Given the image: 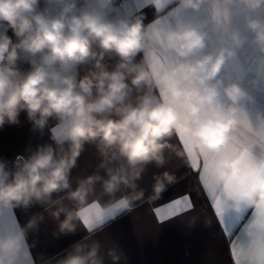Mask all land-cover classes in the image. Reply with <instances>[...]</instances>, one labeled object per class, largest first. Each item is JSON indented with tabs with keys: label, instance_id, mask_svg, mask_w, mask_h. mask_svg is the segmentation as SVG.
Wrapping results in <instances>:
<instances>
[{
	"label": "clouds",
	"instance_id": "obj_1",
	"mask_svg": "<svg viewBox=\"0 0 264 264\" xmlns=\"http://www.w3.org/2000/svg\"><path fill=\"white\" fill-rule=\"evenodd\" d=\"M124 3L0 0V129L22 112L41 135L55 122L51 143L0 160V215L43 209L0 224V264H35L28 234L45 214L56 238L89 235L41 264H120L93 237L178 183L172 158L197 173L222 226L228 211L241 217L234 264H264V0ZM89 145L95 169L73 178ZM149 166L164 169L151 192Z\"/></svg>",
	"mask_w": 264,
	"mask_h": 264
},
{
	"label": "crops",
	"instance_id": "obj_2",
	"mask_svg": "<svg viewBox=\"0 0 264 264\" xmlns=\"http://www.w3.org/2000/svg\"><path fill=\"white\" fill-rule=\"evenodd\" d=\"M142 0H125L123 11L131 13L136 7H142ZM147 16L146 23L153 19L154 9L144 7ZM21 69L28 65L22 63ZM18 125H5L0 129V160H6L9 166L17 158H27L29 150H35L37 145L51 143V127L44 134L32 130L31 123L22 112ZM174 143L177 141H173ZM98 158L93 146H86L78 160V166L72 170L73 178L91 174ZM180 161L172 158L166 167L175 171L178 183L170 186L160 200L154 202H137L129 213L117 217L107 223L102 230L96 232L94 239L103 245L102 252L116 246L125 259L120 264H234L231 246L232 236L238 231L241 217L231 211L225 213L223 226L217 220L207 195L198 183L197 173L186 167L179 166ZM149 166L144 178L140 181L142 187L151 192L152 175L163 171ZM188 198L194 210L183 211V207L175 215L160 218L157 209L167 207L176 200ZM43 209L33 206L27 211L16 209L15 217L5 210L0 215V224L15 223L22 226L28 218ZM206 221L209 223L206 224ZM56 222L47 217L39 225V230L29 232L28 242L33 244L31 255L35 264H41L42 258L63 253L71 244L88 236V231L80 225L74 235L56 238L53 232ZM105 264L111 261L105 256Z\"/></svg>",
	"mask_w": 264,
	"mask_h": 264
},
{
	"label": "snow or ice",
	"instance_id": "obj_3",
	"mask_svg": "<svg viewBox=\"0 0 264 264\" xmlns=\"http://www.w3.org/2000/svg\"><path fill=\"white\" fill-rule=\"evenodd\" d=\"M188 203L190 202L186 197L178 199L173 204H170L167 207L157 209V215L160 218L170 217L171 215H175L178 211H180L182 207L185 208Z\"/></svg>",
	"mask_w": 264,
	"mask_h": 264
},
{
	"label": "trees",
	"instance_id": "obj_4",
	"mask_svg": "<svg viewBox=\"0 0 264 264\" xmlns=\"http://www.w3.org/2000/svg\"><path fill=\"white\" fill-rule=\"evenodd\" d=\"M9 34H11V33H9Z\"/></svg>",
	"mask_w": 264,
	"mask_h": 264
},
{
	"label": "rangeland",
	"instance_id": "obj_5",
	"mask_svg": "<svg viewBox=\"0 0 264 264\" xmlns=\"http://www.w3.org/2000/svg\"><path fill=\"white\" fill-rule=\"evenodd\" d=\"M11 35V34H10Z\"/></svg>",
	"mask_w": 264,
	"mask_h": 264
}]
</instances>
